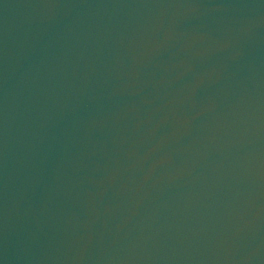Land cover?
<instances>
[{"label": "water", "instance_id": "1", "mask_svg": "<svg viewBox=\"0 0 264 264\" xmlns=\"http://www.w3.org/2000/svg\"><path fill=\"white\" fill-rule=\"evenodd\" d=\"M0 264H264V0H0Z\"/></svg>", "mask_w": 264, "mask_h": 264}]
</instances>
